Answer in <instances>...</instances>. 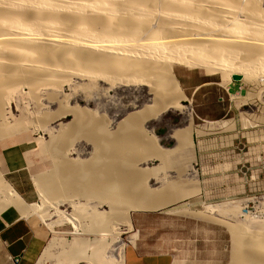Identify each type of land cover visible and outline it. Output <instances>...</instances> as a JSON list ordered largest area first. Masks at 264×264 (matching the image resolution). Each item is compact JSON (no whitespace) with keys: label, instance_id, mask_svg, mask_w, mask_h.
Masks as SVG:
<instances>
[{"label":"bare ground","instance_id":"obj_1","mask_svg":"<svg viewBox=\"0 0 264 264\" xmlns=\"http://www.w3.org/2000/svg\"><path fill=\"white\" fill-rule=\"evenodd\" d=\"M173 65L174 68H201L207 75L226 70L240 78L248 75L250 82L255 77H264V13L259 0H0V139L33 128L50 137L47 147L57 158L53 172L37 183L41 199L46 200L39 206L44 205L41 212L36 205L25 203L0 173L1 203L6 204L7 209L12 207L21 217L36 215L43 220L51 217L50 208L57 209L63 202V192L78 193L74 194L77 201L75 197L67 200L72 208L81 206L79 197L90 196L96 202L88 206L89 215L98 222L95 225L96 233L100 232L98 239L104 240L122 226L131 229V210L147 208L150 204L157 209L186 197L189 191L184 189L173 194H155L159 187L151 189L146 185L144 172L156 168H141L147 166L151 157H146L151 153L142 159L136 154L139 147L147 150V146L149 151L153 150L154 159L169 161L172 153L175 155L179 147L182 149L188 143V131H174L171 137L177 138L176 146L160 151L154 135L147 136L141 128L145 120L156 115L157 112H149L154 106L159 112L176 108L183 97L179 94ZM244 77L246 79L241 80H247V76ZM139 86L146 89L136 88ZM18 88L27 92L18 98L23 92L17 91L16 108L18 104L22 107L23 99H30L41 108L54 104L59 108L66 104V109L73 103L66 112L63 107L58 109L74 118L68 129L65 130L67 124H57L65 128L52 131L50 126L62 113L53 115L51 112H47L50 115L47 121L42 116L45 122L39 116V125H31L33 119L30 123L24 122L27 116L25 119L22 116L24 120L18 125L21 117L14 120L12 114L13 93ZM110 93L120 100L124 96L125 100L113 103L115 111L109 108L115 112L110 113L113 117L106 116L108 108L105 109V99ZM79 100L84 102L83 107L77 105ZM90 102L95 103L94 109H88ZM138 103L143 113L134 109L138 113L126 114L129 107L139 109ZM22 110L20 108L18 113L24 114ZM141 113L146 115L141 118ZM115 117L123 119L116 122ZM221 126L227 123L222 122ZM78 133L92 145L90 158L83 166L78 164L80 161L66 158L67 153L72 152L82 155L73 143L78 140L75 138L80 139ZM155 195L158 198L155 199ZM103 204L110 206L112 213L118 210L117 216L111 217L106 210L98 211ZM121 204L124 209L118 208ZM66 220H72L71 216ZM58 222L59 219L46 224L50 232L56 233L53 227ZM87 225H79L76 230L84 232ZM245 231L232 229L235 249L230 264H264V247L260 249L258 244L251 243H257V237L255 241H245L244 235L249 234ZM72 240L82 248L90 243L78 237ZM53 244L47 246L54 247ZM123 247L121 243L116 247L118 264H121ZM84 253L72 251L70 264H77L80 259L90 261L92 255L86 257ZM94 255L98 257L97 253Z\"/></svg>","mask_w":264,"mask_h":264},{"label":"rangeland","instance_id":"obj_2","mask_svg":"<svg viewBox=\"0 0 264 264\" xmlns=\"http://www.w3.org/2000/svg\"><path fill=\"white\" fill-rule=\"evenodd\" d=\"M173 74L178 82L179 94L183 97H180L181 99H179L176 108L159 112L154 106L149 112H157L156 115L152 119L145 120V123L142 121L144 126L141 125V128L147 133V136L154 135L155 145L160 151L171 150L176 146L177 138L171 137L172 132L179 130L178 132L183 131L184 133L188 131L187 147H181L182 149L179 147L177 151L180 155L175 151V155L172 153L174 159L171 155L168 158V160L170 159L169 161H162L160 158L154 159L153 150L149 151L150 148H147V146L146 149L148 151L142 146L139 149H143L142 151L145 153L138 149L139 152H136V154L139 153L137 156H141L139 158L142 159L144 155L146 157L151 153V156L146 157V159L151 157L147 161V166H141V168H156L155 170L157 171L151 170V172L153 171L152 174L161 182L153 175L150 177L151 172L149 170H145L149 174L148 172H144V177L147 176L145 184L151 189L159 187L158 192L155 194L166 195L167 192H172L173 194L174 192H179L177 191L178 189L181 191L184 189L186 192L189 191L188 195L184 198L171 201L157 209L151 208L150 204L147 208L131 210V229L122 226L114 232L115 235L112 234L104 240H99L100 236L98 235L100 232L96 233L95 227V225H98V222L90 218V207H88L93 205L96 199L92 198L91 200L90 196L79 197V201L83 205L81 204L79 208H72L67 203V200L75 197L77 201V196L74 195L77 192L72 191L71 195H73L71 196L62 191L64 193H62L63 199L60 198V200L62 199L63 202L60 203L57 209H49L48 214L51 217L43 219L41 216L43 220H37L47 227V223L59 219L58 224L53 227L56 233L50 232L51 230L47 227L49 237L38 258L37 264H70V254H72V251L85 252L84 255L86 257H91L90 255L94 256V258H89L90 261L80 259L76 262L77 264H118V262L116 263L118 253L116 247L120 243L124 247L126 246L124 250L125 255L132 250H137L140 254L145 255L167 254L171 264H230L232 257H234L235 249L233 243L235 234L232 232V229L238 230V228L242 231L246 230L245 232L249 233L247 236L244 235L245 241L251 242L254 239L256 240L255 237H257V243H251L258 244V248L263 249L264 240L260 238H264V77H255L250 82V77L244 75L247 76V80H241V82L245 87V93L239 97L238 94H234L228 90V85L232 82V74L226 70H219L216 73L207 75L201 68L188 69L181 66H175L174 68L173 65ZM244 76L241 78L246 79ZM136 88L142 91L146 89L145 87L141 88V86ZM19 89L21 88L15 89V93H13L15 96L12 95L14 96L12 114L13 117L15 116L12 118L15 120L21 117L22 119V121L20 118V121L17 120L18 125L23 122L25 116L27 118L24 122L30 123L33 119L31 125H34V123H38L39 125L42 116L46 119V117L50 116H48V113L51 112L53 115H61L62 113V117H59V120L50 126L52 131L57 132V129L63 127L57 124H67V127L64 128L65 130L68 129V125L72 123L74 118L65 112L67 108L73 107V103L69 104L70 106L67 105L69 107L66 109L64 108L66 104H64L65 106L63 104V106H59L60 109L64 108L65 110V112H61V110L58 111V104H54V106L49 105L50 107L53 106L50 108L41 102L45 106L43 105L44 107L41 108L39 104V108L37 103L32 100L23 99L22 107L18 104L16 108V100L18 101L21 94L27 92V89ZM17 91H22L23 93L19 94ZM63 92L65 94L68 93L66 88L63 89ZM81 92L83 93V91ZM17 94L20 95L18 98ZM83 95H86L85 92ZM23 98H27V96ZM123 98L120 100L118 97L114 98L112 93L109 94L108 98L105 99V104H107L105 105V109L108 108L106 116L113 117V113H115L112 108L113 103L117 102L118 99L125 101ZM110 102L112 103L108 105ZM94 104V102H90L88 109H94ZM138 104L136 106L139 109H131L129 107L127 108L129 112L127 111L126 114L138 113L140 110L142 112L141 104ZM77 105L83 107L84 102L79 100ZM20 108L24 110L25 113L22 110L24 114L18 113L21 112L18 111ZM134 109L138 110V112ZM145 112L148 113V111ZM110 113L113 115L111 116ZM142 113L141 118L143 115H146ZM22 116H24V119ZM33 116H36L35 118L38 121ZM39 116H41V119ZM118 117H115V119L117 118L116 122L123 119V117L119 119ZM116 122L113 120V123ZM212 122H215L214 125ZM222 122H226L227 126L219 127V124L221 125ZM27 125L29 126V124ZM29 129L24 132L20 131V134H14V136H9L6 139H0V173L9 184L11 183V179L15 180L16 184L26 191L29 199L32 200V203L29 204L36 205L35 208L41 212L46 200L43 199V201L41 199L40 188L37 183L38 181L47 179L48 174L53 172L57 158L53 157L54 154L48 150L47 142L50 137L45 132L41 133L39 130ZM55 132H53V136L56 134ZM77 136H80V139L79 137L75 138L74 140H78L73 143L82 151V155L72 152L67 153L66 158L68 160L80 161L78 164L83 166L90 158L88 154L92 151V145L90 142L85 141V139L83 140L85 136L81 137V133L80 135L78 133ZM16 149L24 151L25 157H20L23 155L13 156ZM10 155L16 159L14 161L18 171L12 175H6L3 158ZM171 158L173 159L172 161ZM175 162L178 163L176 164ZM160 186H162L161 189ZM11 188L14 190L12 186ZM17 195L19 196L18 193ZM0 197L2 200V195ZM83 198L88 200H84ZM156 198L158 196L155 195ZM1 200L0 214L4 213L3 211L7 209V205L1 203ZM41 203H43L42 207H39ZM81 207L84 209L81 210ZM118 208L124 209L123 204ZM8 209L13 208L10 207ZM209 209L212 212H209ZM101 210H106L114 218L118 212V210L114 213L110 212L113 209L106 204L100 205L98 211ZM70 216L72 220L68 222L66 219H69ZM89 220L92 221L89 222ZM93 222H97V224L95 223L93 226ZM83 224H88V227H85V229L87 228L86 231L93 228L94 232L92 230H90L92 232L76 230V227ZM245 232L244 234H246ZM250 234L253 235L251 236ZM114 236L117 240H115ZM75 237L86 239V243L90 242L87 246L83 245L86 249L72 240ZM258 241H261L260 244ZM129 242H135L134 246L128 244ZM51 243H54V247L47 246ZM73 243L75 244L73 245ZM69 244L72 246H69ZM260 249L258 250L260 251ZM241 250H244L243 247ZM44 252H46V255ZM67 252L70 253V256ZM96 253L98 257L94 255ZM4 260L5 257L0 250V261ZM94 260L97 262L95 263Z\"/></svg>","mask_w":264,"mask_h":264},{"label":"crops","instance_id":"obj_3","mask_svg":"<svg viewBox=\"0 0 264 264\" xmlns=\"http://www.w3.org/2000/svg\"><path fill=\"white\" fill-rule=\"evenodd\" d=\"M228 90L240 96L245 93L242 82H230ZM13 154V156L23 155L20 157H25V152L20 149L14 150ZM12 155L3 158L6 175H12L18 171L15 166L16 159L12 158ZM10 182L24 202L32 203L27 192L22 190L15 180L11 179ZM3 212L0 214V250L5 260L0 261V264H37L48 240L49 230L37 221L40 218L36 215L21 217L14 209H7ZM128 244L134 246L135 242ZM125 247L122 251L121 264H171L167 254L145 255L140 254L137 250H132L125 255Z\"/></svg>","mask_w":264,"mask_h":264},{"label":"water","instance_id":"obj_4","mask_svg":"<svg viewBox=\"0 0 264 264\" xmlns=\"http://www.w3.org/2000/svg\"><path fill=\"white\" fill-rule=\"evenodd\" d=\"M231 81L232 82H241L240 80H241V78H240V76H238V75H232L231 76Z\"/></svg>","mask_w":264,"mask_h":264},{"label":"built area","instance_id":"obj_5","mask_svg":"<svg viewBox=\"0 0 264 264\" xmlns=\"http://www.w3.org/2000/svg\"><path fill=\"white\" fill-rule=\"evenodd\" d=\"M259 3H260V7L264 13V0H259ZM239 97H241L240 95H238Z\"/></svg>","mask_w":264,"mask_h":264}]
</instances>
